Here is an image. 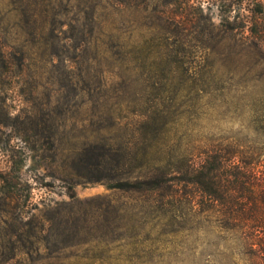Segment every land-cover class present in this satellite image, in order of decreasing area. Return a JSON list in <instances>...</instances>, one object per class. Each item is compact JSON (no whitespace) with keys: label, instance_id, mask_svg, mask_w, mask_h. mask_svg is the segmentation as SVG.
I'll list each match as a JSON object with an SVG mask.
<instances>
[{"label":"rangeland","instance_id":"rangeland-1","mask_svg":"<svg viewBox=\"0 0 264 264\" xmlns=\"http://www.w3.org/2000/svg\"><path fill=\"white\" fill-rule=\"evenodd\" d=\"M8 1L0 48L27 62L0 75V264H245L197 213L192 187L176 180L157 198L79 178L130 172L139 115L173 91L188 97L166 100L185 149L237 132L191 90L211 43L204 18L218 24L221 1L37 0L32 36Z\"/></svg>","mask_w":264,"mask_h":264},{"label":"trees","instance_id":"trees-1","mask_svg":"<svg viewBox=\"0 0 264 264\" xmlns=\"http://www.w3.org/2000/svg\"><path fill=\"white\" fill-rule=\"evenodd\" d=\"M113 1L121 8L128 5L127 0ZM218 1L222 3L219 23L204 18L211 43L191 90L193 100L200 101L201 94L207 99L216 123L228 120L238 125L237 132L212 134L207 141L199 138L185 149L181 137L171 136V126L181 119L179 111L166 106V100L188 97L173 91L162 99L164 105L151 106L139 115L130 172L79 178L87 183L114 182L113 188L120 191L157 198L173 191L178 180L184 188L192 187L190 201L197 213H205L208 227L236 244L245 264H264V0ZM8 2L10 13L20 18L32 36L43 17L37 0ZM199 5L191 7L201 10ZM45 15L48 25L51 19L55 24V13L46 11ZM196 24H201L199 16ZM10 49L0 48V75L24 68L27 62L25 51ZM181 81L184 86L185 80ZM107 155L101 154L102 158ZM117 156L121 157L120 152ZM125 164L122 156L117 166ZM70 191L74 198L72 187ZM195 231L204 232L201 222L195 224Z\"/></svg>","mask_w":264,"mask_h":264}]
</instances>
